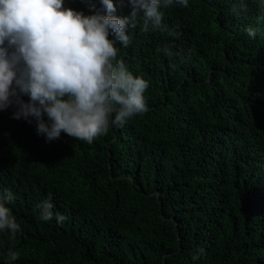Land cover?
<instances>
[{
	"label": "trees",
	"instance_id": "16d2710c",
	"mask_svg": "<svg viewBox=\"0 0 264 264\" xmlns=\"http://www.w3.org/2000/svg\"><path fill=\"white\" fill-rule=\"evenodd\" d=\"M113 3L130 16L129 0ZM64 7L106 14L100 0ZM162 11L148 31L138 14L116 44L149 84L148 112L89 144L0 111V194L20 225L15 239L0 231V264H264V0Z\"/></svg>",
	"mask_w": 264,
	"mask_h": 264
},
{
	"label": "clouds",
	"instance_id": "9594fccd",
	"mask_svg": "<svg viewBox=\"0 0 264 264\" xmlns=\"http://www.w3.org/2000/svg\"><path fill=\"white\" fill-rule=\"evenodd\" d=\"M100 2L106 14L84 15L64 7V0H0V111L14 106L13 119L31 123L29 118H35L37 133L48 141L63 132L91 144L110 125L123 127L148 112L144 93L149 84L118 59L116 44H130L129 29L136 27L138 14H143L142 30L148 31L149 23L161 25L162 8L174 2L189 6V0H129L132 12L120 18L113 15V0ZM247 32L257 35L253 28ZM163 52L173 55L169 48ZM13 198L7 190L0 194V231L15 239L20 225L6 207ZM37 208L42 220L53 218L51 197ZM64 219L56 216L58 223ZM8 257L16 261L19 253L9 250Z\"/></svg>",
	"mask_w": 264,
	"mask_h": 264
}]
</instances>
